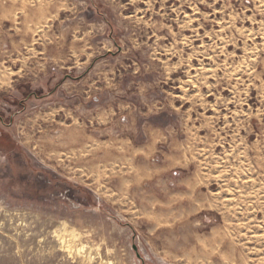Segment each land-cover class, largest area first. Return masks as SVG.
I'll return each mask as SVG.
<instances>
[{
	"label": "rangeland",
	"instance_id": "rangeland-1",
	"mask_svg": "<svg viewBox=\"0 0 264 264\" xmlns=\"http://www.w3.org/2000/svg\"><path fill=\"white\" fill-rule=\"evenodd\" d=\"M0 264H264V0H0Z\"/></svg>",
	"mask_w": 264,
	"mask_h": 264
},
{
	"label": "built area",
	"instance_id": "built-area-1",
	"mask_svg": "<svg viewBox=\"0 0 264 264\" xmlns=\"http://www.w3.org/2000/svg\"><path fill=\"white\" fill-rule=\"evenodd\" d=\"M123 119H125V118H123Z\"/></svg>",
	"mask_w": 264,
	"mask_h": 264
}]
</instances>
